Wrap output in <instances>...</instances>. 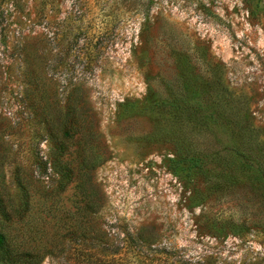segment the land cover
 <instances>
[{
	"label": "rangeland",
	"instance_id": "374dc122",
	"mask_svg": "<svg viewBox=\"0 0 264 264\" xmlns=\"http://www.w3.org/2000/svg\"><path fill=\"white\" fill-rule=\"evenodd\" d=\"M185 96L231 129L152 110ZM187 137L242 155L212 194L178 164ZM0 196L28 264H83L69 231L93 211L182 264H264V0H0Z\"/></svg>",
	"mask_w": 264,
	"mask_h": 264
},
{
	"label": "trees",
	"instance_id": "16d2710c",
	"mask_svg": "<svg viewBox=\"0 0 264 264\" xmlns=\"http://www.w3.org/2000/svg\"><path fill=\"white\" fill-rule=\"evenodd\" d=\"M58 64L53 65L51 70L56 72ZM30 76L34 82L37 75L35 69H29ZM54 74V73H51ZM36 81L34 85H36ZM71 84L69 83V86ZM219 86H221L219 84ZM221 88V87H220ZM225 97L228 96L227 91L221 89ZM227 94V95H226ZM229 97V96H228ZM222 98V97H221ZM222 102V101H221ZM224 102V101H223ZM222 102V104H224ZM167 107L170 114L176 122L186 123L185 127H190L192 130L203 132L207 137L219 134H226L228 129L235 119H229L224 108L213 101L211 104L199 102L198 105L191 103L187 96L177 97L172 103H157L153 105V111H161ZM244 127L249 126L248 117L244 114L243 120L239 119ZM71 124V123H70ZM236 124V123H235ZM197 127V129L193 128ZM241 127V126H239ZM64 133H68L67 129ZM244 134L245 129L241 127ZM244 131V132H243ZM212 133V135H211ZM201 141L194 142V140L187 137L186 145L180 148V160L178 164H183L188 168L189 176L199 180L201 184L206 186L207 195L214 193L215 181L221 174L223 176H230L235 172L236 160L242 156L238 153L234 145L228 143L223 144V153L218 152L214 148L202 146ZM240 160H245L241 159ZM240 163V162H239ZM241 166L245 173L250 171L249 164L241 161ZM177 164H175L176 166ZM45 167V166H44ZM70 171L65 168L62 178L69 180ZM233 175V174H232ZM222 176V175H221ZM70 183L66 181L64 185ZM61 184V183H60ZM59 184V186H60ZM62 185V187L64 186ZM64 188V187H63ZM61 189V188H60ZM90 201H87V204ZM0 214L3 219H6L11 214L7 209V204L4 197L0 196ZM84 221L78 222L72 231H69L78 243L79 256L81 260L77 263L86 264H182L174 259L172 251H165L163 249L151 248L150 246L141 244L138 237L131 234L126 228H123L119 223L110 224L102 219V216L97 212H89L84 214ZM3 234L0 233V249L5 254L6 261L11 264H24L29 262L27 258L30 253H21L19 257L12 255ZM22 256V258H20ZM83 263V264H84Z\"/></svg>",
	"mask_w": 264,
	"mask_h": 264
}]
</instances>
